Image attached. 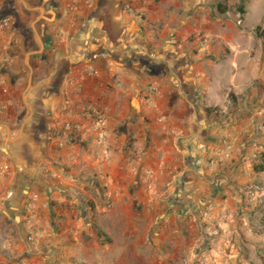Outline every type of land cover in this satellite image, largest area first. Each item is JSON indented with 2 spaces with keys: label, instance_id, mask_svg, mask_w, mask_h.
<instances>
[{
  "label": "rangeland",
  "instance_id": "374dc122",
  "mask_svg": "<svg viewBox=\"0 0 264 264\" xmlns=\"http://www.w3.org/2000/svg\"><path fill=\"white\" fill-rule=\"evenodd\" d=\"M21 1L0 0L1 33L20 18L33 36ZM176 1L173 26L196 27L179 48L191 47L181 52L189 60L175 58L172 95L188 111V136L149 113L153 83L139 105H98V140L94 105L73 120L29 121L33 79L16 95L0 79V264H264V0ZM218 3L230 10L218 14ZM156 61L147 72L173 65ZM193 75L203 78L194 91ZM21 128L29 137L15 145Z\"/></svg>",
  "mask_w": 264,
  "mask_h": 264
},
{
  "label": "crops",
  "instance_id": "0c3cea01",
  "mask_svg": "<svg viewBox=\"0 0 264 264\" xmlns=\"http://www.w3.org/2000/svg\"><path fill=\"white\" fill-rule=\"evenodd\" d=\"M127 3L132 10L125 9ZM21 5L24 21L31 20L33 36L24 35L20 18L19 24L9 21L5 32L0 31V35L5 34L2 42L8 41L0 56L7 62L0 79H7L13 95L22 87L20 80L27 77L28 85L29 78L33 79V101L28 107L33 116L29 121H63L74 117L86 104L102 103L108 111L120 105L125 108L134 100L139 105L144 98L138 90L153 83L160 94L154 96L149 113L155 108L168 121L166 131L176 137L185 131L188 136L187 127H181L189 121L188 111L180 108V100L172 95L177 83L175 71L178 72L175 58L189 60L181 52L187 54L191 47L185 51L179 48L185 46L187 33L196 27L173 26L168 9L178 6L176 0H24ZM40 55L47 58L42 60ZM157 58L162 64L168 61L173 65L158 73L147 72L144 62L150 64ZM118 78L121 84L116 83ZM201 83L202 77L192 76L193 91ZM0 87L5 88L3 82ZM67 92L69 96L63 97ZM12 100L6 101L5 107L13 105ZM37 109L42 113H37ZM7 130L10 136V126ZM24 137L29 135L21 128L13 143L18 145Z\"/></svg>",
  "mask_w": 264,
  "mask_h": 264
},
{
  "label": "built area",
  "instance_id": "2783aa9c",
  "mask_svg": "<svg viewBox=\"0 0 264 264\" xmlns=\"http://www.w3.org/2000/svg\"><path fill=\"white\" fill-rule=\"evenodd\" d=\"M130 4L127 3L125 5V9H129ZM155 88H150L149 92L153 93L155 92ZM92 120H91V127L93 128V133L95 134L96 138L98 140H101L104 137V125H105V119L102 116V110L101 108L96 105L92 107Z\"/></svg>",
  "mask_w": 264,
  "mask_h": 264
},
{
  "label": "trees",
  "instance_id": "16d2710c",
  "mask_svg": "<svg viewBox=\"0 0 264 264\" xmlns=\"http://www.w3.org/2000/svg\"><path fill=\"white\" fill-rule=\"evenodd\" d=\"M229 10H230V9H229L228 6H226V5H222L221 3H218V4H217V12H218V14H221V15H222V14H225V13H227ZM236 10H237V12H238L239 14H243V13H244V8H243L242 5H239V6L237 7ZM259 28H260L259 26L256 27V31H257V32L260 30ZM211 111H212V109H210V108H203V112H204V114H205V116H206L207 118L210 117V113H211ZM97 234L102 235V233H101L100 231H98V230H97Z\"/></svg>",
  "mask_w": 264,
  "mask_h": 264
},
{
  "label": "water",
  "instance_id": "95a60500",
  "mask_svg": "<svg viewBox=\"0 0 264 264\" xmlns=\"http://www.w3.org/2000/svg\"><path fill=\"white\" fill-rule=\"evenodd\" d=\"M30 83H31V79L29 78L28 85H27L28 87L30 86Z\"/></svg>",
  "mask_w": 264,
  "mask_h": 264
}]
</instances>
